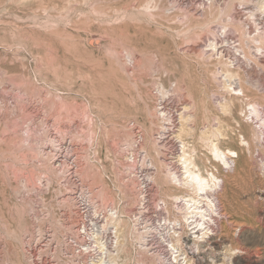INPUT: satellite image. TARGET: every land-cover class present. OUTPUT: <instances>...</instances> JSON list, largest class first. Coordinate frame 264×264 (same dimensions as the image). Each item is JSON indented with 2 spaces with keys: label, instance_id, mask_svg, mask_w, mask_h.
<instances>
[{
  "label": "rangeland",
  "instance_id": "obj_1",
  "mask_svg": "<svg viewBox=\"0 0 264 264\" xmlns=\"http://www.w3.org/2000/svg\"><path fill=\"white\" fill-rule=\"evenodd\" d=\"M259 1L0 0V264H37L44 235L74 233L87 191L121 217L120 264H156L131 224L145 198L183 219L187 189L169 178L183 145L222 183L199 252L179 229L190 264H264ZM211 141L237 152L232 170Z\"/></svg>",
  "mask_w": 264,
  "mask_h": 264
},
{
  "label": "bare ground",
  "instance_id": "obj_2",
  "mask_svg": "<svg viewBox=\"0 0 264 264\" xmlns=\"http://www.w3.org/2000/svg\"><path fill=\"white\" fill-rule=\"evenodd\" d=\"M239 1L242 3L243 0H239ZM257 5L259 7L258 9L259 11H264V0H260ZM221 42H227V40L223 39ZM216 45H217V41L214 40L208 43L209 49L216 48ZM232 91L236 92V89L232 88ZM253 112L257 117L259 116L258 114L259 110L257 107L253 106ZM261 119H262V124H264V118L261 117ZM242 139H243L242 144L248 148L249 147L248 142L244 141V138ZM210 144L212 147L213 154L215 155V157H217L219 162H221L220 165L221 169L225 170L227 168V171L232 170V168H234V164L230 165V163L234 162L233 158L235 156L237 157V152L231 149L221 150L216 145L217 143L213 141H211ZM178 161L180 162L181 176L178 177L174 175L171 177L169 175V178L174 179V181H177L182 187L187 189V193L179 196V198H181L183 202L182 206L180 207V210L183 213V219L182 220L177 219L174 221L172 220L173 221L172 222L170 219L164 218L165 221H168V223L166 224V222H164L165 225L163 226L162 228L163 231L160 232V235L162 236L164 241H166V234L168 236L169 239L167 244L168 257H166V252H165L166 245H165V249L158 250L154 252V254L151 253L154 256V259L156 260V264H158V262H160V264H166V262L167 264H190L192 260L191 262H189V256L188 253L186 252L187 250L183 249L184 248L183 245L179 243L180 239L182 238V237L180 238L179 229L181 230L182 226L188 227L191 234L189 235L190 239L187 241L185 240V248L199 252V245L200 242L203 241L202 239L206 241L208 239H211V237L214 235L212 233L213 228L210 221L214 222L213 217L214 216L217 217L220 214V212L218 211L219 199L216 197V194L218 193L219 190H221L222 183L220 181L221 179L217 175L218 173L216 174L210 170H205V173H203L199 168V166L196 164L195 158L192 156V154H189L187 149H185V145L182 146L181 153H179L178 155ZM107 219H108L107 223L114 225L116 228L120 226L118 222L122 221L119 215H116L114 217V215L111 213L108 215ZM131 225L134 229V233L136 234V237L138 235V239L143 249H145L148 252V254H150V249L148 246L149 243L147 241L148 231H149L148 227H145L146 231L145 230L142 231L135 227L136 222L134 224L132 223ZM119 238L121 239L120 233H119ZM137 243L139 244L140 247V243L138 241ZM120 250L121 247L119 249L117 256H111L110 258L111 264H120L122 261L125 262V260H123L120 257L121 256ZM114 257H116V259ZM232 259L231 256L227 257V261L229 262V264H232L231 262ZM211 262L213 264H220L216 262V259L215 260L211 259Z\"/></svg>",
  "mask_w": 264,
  "mask_h": 264
},
{
  "label": "built area",
  "instance_id": "obj_3",
  "mask_svg": "<svg viewBox=\"0 0 264 264\" xmlns=\"http://www.w3.org/2000/svg\"><path fill=\"white\" fill-rule=\"evenodd\" d=\"M147 187L150 188V185ZM76 199L79 208L74 233L66 234L61 241L52 235H44L29 248L37 264H111V256L118 255L121 246L119 230L107 223L108 215L111 213L115 217L118 215L117 210L105 211L92 199L89 191L78 194ZM141 202L142 205L135 212L132 221L133 224L136 222L135 227L142 231H146L145 227H148V246L154 254L165 249L166 245V241L160 235L166 216L164 218L158 216L159 212L166 211V203L149 202L146 198ZM129 264L145 262L131 261Z\"/></svg>",
  "mask_w": 264,
  "mask_h": 264
}]
</instances>
